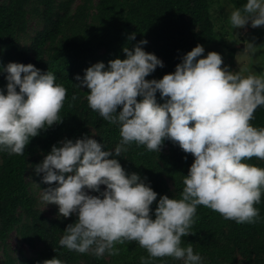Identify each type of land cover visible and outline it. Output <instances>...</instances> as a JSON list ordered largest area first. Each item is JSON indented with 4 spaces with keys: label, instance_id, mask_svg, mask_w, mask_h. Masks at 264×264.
Wrapping results in <instances>:
<instances>
[{
    "label": "clouds",
    "instance_id": "9594fccd",
    "mask_svg": "<svg viewBox=\"0 0 264 264\" xmlns=\"http://www.w3.org/2000/svg\"><path fill=\"white\" fill-rule=\"evenodd\" d=\"M229 19L234 29L249 22L253 28L264 26V0H247ZM135 36L130 33L127 39ZM145 44L141 39L131 49L125 46L124 59H111L107 66L96 62L83 70V77L75 76V86L89 90V107L119 125L120 142L107 150L93 135L64 138L34 167L48 187L34 184L46 206L57 205L64 218L75 216L59 239L69 250L100 256L106 250L118 252L114 243L135 240L149 258L171 256L183 264H202L192 243L181 246L198 205L237 223L259 218L254 204L261 200L264 168L245 161L264 159V127L249 123L254 110L264 105V74L242 76L221 67V54L202 56L205 49L197 44L173 72L146 79L164 64L144 50ZM246 51H255L253 43ZM0 73H6L7 81L0 89V151L22 155L31 138L61 121L66 88L56 83L53 72L32 63L9 62ZM157 92L163 103L157 102ZM165 139L193 157L180 198L164 194L157 199L147 177L127 172L117 159L132 141L159 152ZM140 260L147 264L145 257ZM37 264L64 262L54 256Z\"/></svg>",
    "mask_w": 264,
    "mask_h": 264
},
{
    "label": "trees",
    "instance_id": "16d2710c",
    "mask_svg": "<svg viewBox=\"0 0 264 264\" xmlns=\"http://www.w3.org/2000/svg\"><path fill=\"white\" fill-rule=\"evenodd\" d=\"M58 0H1L0 1V66L9 62L32 63L42 71H51L56 77V83L66 88V96L58 116L60 122L41 130L36 137L30 139L22 155L0 151V245L3 246L4 259L2 264H18L10 256L7 249L9 234L20 223L19 211H24L30 223L24 240L32 249L38 250L30 259H23L19 264H37L38 261L51 259L54 256L64 264H109L103 255L97 256L88 251L80 253L59 245V239L64 234L67 224L75 221V216L67 220H54L42 216L33 205V200L27 186L26 175L28 159L41 152L46 155L53 144L69 138L75 139L83 134L93 135L98 142H102L107 150L112 144L121 140L120 127L116 123L104 120L97 111L88 105V91H81L74 83L75 73L84 70L92 61L90 55L94 51L103 49L100 57L107 66V62L117 57L124 59L122 48H132L139 40L146 39L142 45L145 51L158 56L164 64L163 70L156 75L151 73L146 79H160L164 74L175 70L180 57L190 51L197 44L202 46L214 36V23L209 13L211 5L218 0H98L97 25L88 26L83 22V9L75 15V20L65 10L60 13L56 9ZM235 8H241L247 0H226ZM36 4L44 25L34 35L29 46L20 43L18 36L24 29L29 7ZM74 20V21H73ZM72 25V34L66 37L55 51L50 52L59 35H63ZM136 33L134 40H128L130 33ZM203 56V54H202ZM23 75V74H22ZM243 76V75H242ZM5 74L0 73V89L7 83ZM18 90V89H17ZM75 95L76 99L72 97ZM157 102L163 103L156 93ZM139 99H141L139 97ZM249 121L255 127H264V105L258 106ZM167 140V139H166ZM170 147L174 142L167 140ZM128 161L136 168L152 167L153 162L161 156L157 151H150L144 145H137L135 141L128 144ZM256 165L254 162L245 161ZM191 163L184 161L182 177L177 174L172 178L178 182V198L183 190V175H187ZM257 166V165H256ZM55 183V182H53ZM161 195L159 185L151 186ZM194 223L190 227L187 238H214L219 230L230 224V231L226 240L232 242V247L247 258L244 264H264V246L259 242V253L256 257L251 254L256 250L254 244L260 230V217L253 223H237L233 219L224 218L219 212L209 207L198 205L194 216ZM182 240V238H181ZM182 243V242H181ZM187 246V244H182ZM129 259L124 264H141V257H145L147 264H183V259L171 256L151 257L149 253L141 252L138 247L123 246ZM193 251L202 257V264H240L229 261H218L228 252L226 249L216 250L215 255L209 251L207 245L193 246Z\"/></svg>",
    "mask_w": 264,
    "mask_h": 264
},
{
    "label": "rangeland",
    "instance_id": "374dc122",
    "mask_svg": "<svg viewBox=\"0 0 264 264\" xmlns=\"http://www.w3.org/2000/svg\"><path fill=\"white\" fill-rule=\"evenodd\" d=\"M128 1L130 3L132 0ZM97 5L98 0H58L56 9L60 13H63L66 10L69 16L73 19L75 18L77 12L83 9V22L88 26H93L97 25L98 22ZM231 5V2L228 3L226 0H218V2H215L211 5L209 13L214 23V36L208 43L203 45L205 49L203 56H206L209 51H215L222 56L223 63L221 67L227 65L229 70L237 71L243 76H247L249 74H264V26H257L253 28L250 26L249 22V24L245 25L243 28L234 29L229 19L231 12H228L233 8ZM29 10L30 12L28 14L27 23L18 36L20 43L24 46L30 45L36 32L40 31L44 25V21L42 20L41 15L38 13L37 5H30ZM72 25L73 24L69 26L68 30H66L63 35L58 36L57 40L52 46H48V50H50V52L55 51L62 43H64L66 37L71 36ZM244 28H247V33H245L243 30ZM248 42L253 43L255 46L254 52L246 51ZM103 53V49L94 51L90 55L92 61L89 62L87 67L96 62H103V60L100 59ZM162 70L163 67H157L153 73L158 75ZM4 74L6 75V73ZM77 74L83 77L84 71L81 69L75 73V76ZM79 89L81 91L88 90L86 87ZM137 99L139 100V96ZM119 142L120 140L115 141L112 144L110 150H113ZM126 148L127 151L122 152L121 157H117V159L127 172H137L141 175V177H147V181H150V186L159 185L161 187V195L166 194L170 198H178V182L172 178V175L174 173L177 174L178 177H182L181 173L183 171L184 161L186 160L189 163H192L193 157L190 153L183 152V150L176 143L174 146L170 147L167 143V140L165 139L160 151H157L161 157L157 158L156 161L153 162L151 168L143 165L138 169L129 163V146L126 145ZM43 156L44 155L39 152L35 156L28 159L26 181L30 196L33 200L34 208L46 218L54 220H67L70 216L64 218L62 215H59L57 205L48 204L46 206V203L39 198L41 194L40 189L34 183L38 184L42 189L47 188L48 185L41 181L42 173L36 174L34 167L35 164L42 161ZM185 157H187V159H185ZM1 161L2 159L0 155V163ZM246 161L254 162L258 167L264 168V159L253 156L248 158ZM104 187V185L100 186L101 192L104 190ZM91 194L99 195V193L96 192H92ZM154 206L155 202H153L152 207ZM254 207L259 210V217L261 219L260 230L258 231L259 240L254 243L256 245V250L251 252L255 258L257 253H259V249L261 250L258 241L262 242L261 247L262 245L264 246V189H262L261 192L260 202L258 204H254ZM18 216L20 217V223L15 226V228L9 234L7 249L10 256L14 258L19 264L22 263L23 259L25 260L32 258L38 250V247L36 249H32L24 240V235L27 232L28 225L30 223L27 215L21 210L19 211ZM229 231L230 224H227L219 230L218 234L214 238H198L194 241V239L183 236L181 245L188 243H192V246L195 247L207 245L209 247V251L214 255L216 250L220 251L221 249H226L228 250L227 254L219 258L218 261H229L232 263L244 264L247 258L244 257L242 253L237 251L236 248L232 247L231 241L229 242L225 239ZM126 245L138 247L141 252L148 253L147 250L141 247L137 241L125 240L123 243H114L113 247L119 249L118 252L110 253L108 250H106L102 255L109 264H124L129 259L128 255L125 253V248L123 247ZM3 259V246L0 245V264H2ZM79 264L87 263L80 262Z\"/></svg>",
    "mask_w": 264,
    "mask_h": 264
},
{
    "label": "crops",
    "instance_id": "0c3cea01",
    "mask_svg": "<svg viewBox=\"0 0 264 264\" xmlns=\"http://www.w3.org/2000/svg\"><path fill=\"white\" fill-rule=\"evenodd\" d=\"M243 30L245 31V33H247V32H246L247 28H244Z\"/></svg>",
    "mask_w": 264,
    "mask_h": 264
}]
</instances>
